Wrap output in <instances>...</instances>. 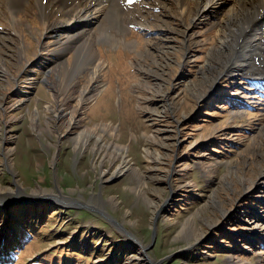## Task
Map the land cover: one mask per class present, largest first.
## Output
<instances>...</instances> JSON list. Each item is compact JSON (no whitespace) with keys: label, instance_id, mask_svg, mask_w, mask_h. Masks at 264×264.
<instances>
[{"label":"rangeland","instance_id":"374dc122","mask_svg":"<svg viewBox=\"0 0 264 264\" xmlns=\"http://www.w3.org/2000/svg\"><path fill=\"white\" fill-rule=\"evenodd\" d=\"M100 1L79 51L40 37L36 5L0 18V264H264V63L219 70L230 4L194 23L175 0Z\"/></svg>","mask_w":264,"mask_h":264},{"label":"bare ground","instance_id":"6f19581e","mask_svg":"<svg viewBox=\"0 0 264 264\" xmlns=\"http://www.w3.org/2000/svg\"><path fill=\"white\" fill-rule=\"evenodd\" d=\"M175 1H177V8L185 14V17L190 13L193 14L192 17L194 23L203 22L208 14L213 15L219 13L225 4H230L228 10H226L227 13L225 18L222 17L224 19L220 22L221 27L218 32L217 40L218 45L216 49H214L217 54H220V52L224 53V56L222 57L223 59L220 62L221 69L219 70L228 71L231 75L236 76V73H241L244 70L243 68L246 65L244 62L246 61L249 64L252 63L255 56H260L264 63V54L259 52L260 48L264 51L262 47L264 42V0ZM180 4L183 7H181ZM34 5L40 8L41 18H43L42 28L39 29L40 37H45L47 34L52 33L57 37L58 41H80V44L77 46L79 47V51L83 42L87 44L96 41L97 34L95 28L96 26L100 27V25L94 26V24L101 22L109 3L100 0H0V18H4L11 25L16 26L18 21L22 20L17 15V12L19 10L27 11ZM54 14L59 17L57 21L50 20V17ZM181 18L184 19L183 14L181 15ZM20 24L21 23L19 22L18 25ZM99 31L101 33L100 35H103L102 30L99 29ZM109 36L111 38V35ZM20 48L25 50L23 43L20 44ZM89 49L90 47L83 48L81 53H84ZM226 49H229V52H225L224 50ZM90 52L95 59L97 55L96 50L91 48ZM101 67V61L95 63V75L93 74L91 77V81L88 84L90 86L85 87V90H83L80 98L81 106H83V103L87 100V96L91 89L100 83L99 71ZM65 114L67 115V112ZM74 114L75 113L73 112L67 116L69 117V120H71V124H78V122H75L76 114ZM36 118L37 116L35 115L34 119ZM98 128L103 131L111 129L108 125H94L90 129L84 128L78 133V135L76 134L77 136L75 135L76 138L74 141L76 149H79L80 144H86L88 138L91 135L93 136V134L97 135L96 138L101 142L103 137L101 132L98 131ZM112 146H114L117 151H120L122 162L111 171L110 174L118 175L130 170L131 165L127 160V156L123 152L124 146L122 148H118L115 144ZM100 148L103 147L101 146Z\"/></svg>","mask_w":264,"mask_h":264},{"label":"water","instance_id":"95a60500","mask_svg":"<svg viewBox=\"0 0 264 264\" xmlns=\"http://www.w3.org/2000/svg\"><path fill=\"white\" fill-rule=\"evenodd\" d=\"M15 186H16V190H15V194H16V196H18V194L20 193V191L18 192L17 191V189L19 188V184L18 183H15ZM5 200H3L1 203H3ZM6 202H9V204H12L13 203V201H6ZM32 203H35V202H32ZM83 207H85L84 205H82ZM86 208V207H85ZM104 215V214H103ZM104 217L105 218H107V219H109L108 217H106L105 215H104ZM157 219H158V217H157V215H156V220H155V227H154V229H153V241L155 240V238H156V230H157ZM109 220H111L113 223H115L118 227H119V229H122V231H124V233H127L129 236H132V233H130L128 230H127V228L126 227H124L119 221H117V220H112L111 218L109 219ZM148 248H150L149 246L148 247H143V249H144V252L146 251V249H148ZM160 260H162V259H160ZM158 261L157 263H155V264H159V263H161V261Z\"/></svg>","mask_w":264,"mask_h":264},{"label":"trees","instance_id":"16d2710c","mask_svg":"<svg viewBox=\"0 0 264 264\" xmlns=\"http://www.w3.org/2000/svg\"><path fill=\"white\" fill-rule=\"evenodd\" d=\"M222 87L224 88L225 87V84H223V82L221 83V85H220V89L219 90H222ZM216 96H212V98H211V100H213V98H215ZM229 103L230 102V100L228 99V100H226V103Z\"/></svg>","mask_w":264,"mask_h":264}]
</instances>
